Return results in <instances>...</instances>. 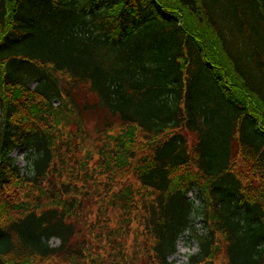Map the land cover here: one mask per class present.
Listing matches in <instances>:
<instances>
[{"label":"trees","instance_id":"1","mask_svg":"<svg viewBox=\"0 0 264 264\" xmlns=\"http://www.w3.org/2000/svg\"><path fill=\"white\" fill-rule=\"evenodd\" d=\"M216 1L0 0V264H264V0Z\"/></svg>","mask_w":264,"mask_h":264},{"label":"rangeland","instance_id":"2","mask_svg":"<svg viewBox=\"0 0 264 264\" xmlns=\"http://www.w3.org/2000/svg\"><path fill=\"white\" fill-rule=\"evenodd\" d=\"M243 1L247 7H250L247 0H241ZM214 6L217 4L218 7L221 9L220 14L222 16H226V11L229 13L230 8L227 6L226 9L222 8L221 3L216 0H213ZM237 31H233L230 33V40L231 44L233 46V49L239 53V30L236 28ZM259 74L256 72L255 76H258ZM257 82H259V79L256 77ZM34 84V83H33ZM78 99L80 104L84 103L86 100L89 101V105L94 102L95 100V94L88 91L87 87L84 86L83 89L78 93ZM86 98V99H85ZM58 100L55 99V103ZM84 117L86 120V125L88 129H90L91 132H94V129L97 127V124H100L102 120L104 119L105 110L102 108H97L96 106H91L88 109H84ZM190 141L195 139L194 133H188ZM11 154L16 158V162L20 164L21 166L25 167L26 159H25V150L24 148L17 146L14 147L11 150ZM190 197H195L196 201L200 200V197L198 195V190L196 188L190 190ZM203 217L199 216L196 218L195 223L197 226H199L201 229L204 228L203 223ZM59 238L57 236H52L50 238L51 244H58ZM199 248L198 242L195 238H192L188 232H183L179 235L176 243V250L170 254V258L174 261V264H191L189 261V254L192 252H196Z\"/></svg>","mask_w":264,"mask_h":264}]
</instances>
